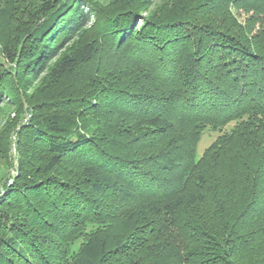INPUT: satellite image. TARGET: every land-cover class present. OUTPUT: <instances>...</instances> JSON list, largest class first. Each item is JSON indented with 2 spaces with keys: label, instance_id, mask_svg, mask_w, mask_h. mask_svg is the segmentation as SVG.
<instances>
[{
  "label": "trees",
  "instance_id": "obj_1",
  "mask_svg": "<svg viewBox=\"0 0 264 264\" xmlns=\"http://www.w3.org/2000/svg\"><path fill=\"white\" fill-rule=\"evenodd\" d=\"M169 1L0 0V264H264V0Z\"/></svg>",
  "mask_w": 264,
  "mask_h": 264
},
{
  "label": "rangeland",
  "instance_id": "obj_2",
  "mask_svg": "<svg viewBox=\"0 0 264 264\" xmlns=\"http://www.w3.org/2000/svg\"><path fill=\"white\" fill-rule=\"evenodd\" d=\"M113 0H98V2L102 4H108ZM145 6L147 5L150 11H154L155 9H159L164 4L170 2L169 0H144ZM144 15H150L149 11L145 10L143 11ZM251 15V14H249ZM236 16L239 19L240 22H245L246 18L248 17L247 14H245L243 11L236 12ZM141 25V21L138 23ZM258 27L256 28V30ZM11 104V103H10ZM9 104V105H10ZM7 103H3V112L0 114V128H3L6 125V117L7 115L10 116V119L16 118L17 113L16 111L10 107ZM13 105V103L11 104ZM32 112L28 108L27 105L24 106V112L19 115V118L17 119L15 127L12 129L10 134L11 139V152L8 159L0 158V196L5 192L6 186L12 185L13 182L18 177V142H19V134L22 130V128L26 127L28 123L32 119ZM232 128V125H229L227 127V130H230ZM220 131H214L210 128L203 130L202 135L199 139L198 148H197V157H201L205 150L211 146V144L214 143V141L219 137ZM95 227H90L89 231H91ZM124 226H116L114 227V231L120 230L124 231ZM81 241V240H80ZM78 241L74 246L73 250H77L79 244L81 243Z\"/></svg>",
  "mask_w": 264,
  "mask_h": 264
}]
</instances>
